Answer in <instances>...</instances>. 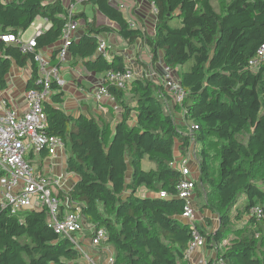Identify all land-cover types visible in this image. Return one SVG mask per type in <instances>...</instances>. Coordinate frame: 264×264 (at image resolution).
I'll return each mask as SVG.
<instances>
[{"label":"trees","instance_id":"obj_1","mask_svg":"<svg viewBox=\"0 0 264 264\" xmlns=\"http://www.w3.org/2000/svg\"><path fill=\"white\" fill-rule=\"evenodd\" d=\"M44 1L0 0V36L24 33L36 18L45 19L51 26L36 38L35 50L52 49L50 64L57 67L66 10L59 0L47 6ZM148 1L157 9L151 34L130 29L125 14L108 0L85 1L94 16L89 20L81 12L74 17L83 33L68 48L69 64L95 74L125 70L122 56L107 62L96 54L98 35L112 31L98 22L100 15L115 25L126 45L140 40L153 62L162 53L163 64L177 70L184 100L174 105L163 85L146 77L135 78L126 90L107 86L121 110L115 122L110 108L95 116L65 113L59 108L62 89L52 82L50 98L43 102L44 133L63 140L66 173L78 178L59 197L80 207L85 224L106 232L99 264L106 261L108 247L112 264H187L191 228L180 221L185 203L176 187L182 174L173 163L193 150L198 168L194 226L206 247L227 240L216 253L224 264H264V65L248 68L264 45V0H220L219 11L212 0ZM173 19L179 27H170ZM13 66L30 69L26 91L39 89L33 54L0 40V89ZM182 110L185 124L197 127L191 135L176 125L174 117ZM143 159L154 169L144 171ZM140 189L147 194L141 196ZM161 192L167 197L160 198ZM242 196L245 205L234 209ZM255 207L262 209V219L251 216ZM244 215L245 225L236 228ZM80 259L73 244L48 227L46 209L17 215L0 210V264H79Z\"/></svg>","mask_w":264,"mask_h":264},{"label":"built area","instance_id":"obj_2","mask_svg":"<svg viewBox=\"0 0 264 264\" xmlns=\"http://www.w3.org/2000/svg\"><path fill=\"white\" fill-rule=\"evenodd\" d=\"M56 0H46L42 5L47 6ZM66 10V20L59 44L57 45L56 61L57 67L50 64V56L44 52H37L36 38L50 28L51 24L42 19L44 25L36 26L32 36L24 40L22 33L13 35L5 34L0 36V40L6 44H12L19 48L22 54H33V60L37 66L39 78L35 85L39 89H32L24 93V110L19 113L16 109L8 105V100L0 95V210H7L10 215L25 214L31 211L46 209L47 225L55 234L67 238L77 249L82 257L89 264H95L85 253L82 239L88 236L89 246L98 248L106 242L107 235L103 229H96L90 224H85L80 213V207L69 201L65 196L64 201L60 199V194L65 195L74 185L70 182L69 174L65 173L58 176H47L40 172L36 164L28 158L29 155H39L44 152L47 157L49 168L56 166V161L60 160L66 167V147L60 137L47 136L44 131L47 128V119L43 112V102L48 100L51 95L50 85L55 82L59 88L65 86V81L60 77V66L68 61V48L82 34L80 24L74 20L76 6L83 4L87 0H59ZM108 2L119 11L123 12L127 19L130 29H140L147 31L150 26L152 32L156 22L157 9L155 4L148 0H108ZM83 12V11H82ZM81 13V12H80ZM84 13V12H83ZM139 14L144 22H136L135 15ZM35 19V20H36ZM34 20V21H35ZM34 23L31 24L33 26ZM140 41V40H139ZM142 43V42H141ZM109 45L98 37L96 54L111 62L114 55H111ZM52 50V49H50ZM150 55V54H149ZM151 57V55H150ZM135 62L138 63L136 57ZM140 61V60H139ZM130 60L124 59L125 70L123 72H106L102 83L93 91V100L100 106L108 105L116 108L113 95L107 86H113L120 90L130 87L137 75L130 68ZM264 65V45L261 46L256 55L248 62L251 71L257 70ZM177 70L165 65L161 68L160 78L157 82L161 83L174 105L181 106L185 93L176 81ZM118 108V107H117ZM176 125L191 135L197 129L196 126H187L184 119V111L179 114ZM190 158L193 157V150L189 152ZM174 161L173 165L179 168L181 179L176 187V195L183 200L185 205L180 216V221L191 228V240L185 251V258H188L198 249L206 247L205 240L194 226L195 214L192 206L194 195L195 178L192 177L188 162ZM188 161V162H187ZM160 198H166L164 192L159 194ZM65 205V210L61 211L60 206ZM71 207V209H69ZM251 216L257 219L263 218V211L260 207L251 210ZM222 244H226L223 242ZM222 245L211 249L213 252V264H224L220 257H216ZM112 255L108 256L105 264H112Z\"/></svg>","mask_w":264,"mask_h":264},{"label":"crops","instance_id":"obj_3","mask_svg":"<svg viewBox=\"0 0 264 264\" xmlns=\"http://www.w3.org/2000/svg\"><path fill=\"white\" fill-rule=\"evenodd\" d=\"M85 9H83L84 12ZM85 13V12H84ZM139 14L135 15V20L138 22H145ZM97 20L102 25L109 27L112 31L108 33L109 39L107 42L104 40L110 47V45H116L120 50L125 51L121 54H114L120 55L124 59H129L130 68H132L139 77H146L151 81L157 82L160 78L161 68L164 65L162 61V53L159 52L158 60L153 62L148 50L142 45L141 41H136L133 45L128 46L124 41L115 33V25L109 22L107 19L103 18L100 15H97ZM35 21L38 22L36 25L42 26L44 25V21L42 19H36ZM34 21V22H35ZM33 22V23H34ZM35 24L30 27H36ZM146 27V25H145ZM148 34L152 33L150 26L146 28ZM33 34V30H32ZM23 35V33H22ZM32 36V35H31ZM80 37V36H79ZM30 38V37H29ZM28 38V39H29ZM111 48V47H110ZM52 50H47L44 52V55L49 57ZM138 58V64L134 61ZM140 60V61H139ZM60 77L64 79L65 86L61 88L63 92V103L59 106L65 113L71 114L73 116H77L79 114H83L86 116H95L100 115L101 113L107 114L109 113L106 109L110 108L112 112L115 114V122L119 121L120 116V108L109 107L108 105H102L101 109L94 100H93V91L97 88L103 81L104 74H95V73H88L86 72L80 64L76 66H71L69 61L65 64L60 66L59 69ZM30 69L23 68L19 69L13 66L7 76V83L4 89H0V95L5 97L8 100V105L12 108L16 109L19 113L24 110V93H25V84L26 80L29 78ZM138 77V76H136ZM114 122V123H115ZM184 130V129H183ZM32 163L36 164L39 171L44 173L47 176H58L60 174L65 173V165L62 161L57 160L56 166L52 169L49 168L47 157L44 152L40 153L39 155H29L28 157ZM154 169V165H150V170ZM192 173V172H191ZM198 174V171H197ZM192 173V177L196 179L197 175ZM70 182L75 183L77 181V177L74 175L69 174ZM130 177V176H129ZM129 179V178H128ZM127 179V180H128ZM139 194L144 195L147 192L144 189L139 190ZM195 202V200H194ZM193 202V204H194ZM192 204V206H193ZM83 246L85 253L89 255V257H93L91 261L95 264L100 263V258L98 255V251L95 248L89 246V241L86 239H82ZM108 252L111 249L110 247L107 248ZM106 249V250H107ZM111 249V254L107 253L108 256L113 255ZM214 256V255H213ZM212 251L211 249L204 247L202 249L196 250L187 261V264H208L212 259ZM103 263V262H102ZM79 264H89L86 259L82 257L80 259ZM105 264V262H104Z\"/></svg>","mask_w":264,"mask_h":264},{"label":"rangeland","instance_id":"obj_4","mask_svg":"<svg viewBox=\"0 0 264 264\" xmlns=\"http://www.w3.org/2000/svg\"><path fill=\"white\" fill-rule=\"evenodd\" d=\"M219 2H220V0H212V2H211V4H212V6L214 7L215 11H219ZM83 9H85L84 12H85V15L87 16V18H88L89 20H91V19L93 18V16H94V11L91 9V7H90L89 5H84V4H79V5H77V6H76V14H79L80 12H82ZM34 24H35V26H36V25L38 24V22L35 21ZM169 25H170L171 28H177V27H179V20H177V19H173V20L169 23ZM32 30H33V27H29V28L23 33L22 36H23V39H24V40H27L29 37H31V35H32ZM80 31H81V33H83V29H80ZM98 37H100V38H104V40H106L107 42H109V41H108V39H109V35H108L107 32H101V33L98 35ZM110 47H111V49H110L111 55H114V54H121L122 52H125V51L120 50L118 47H116L115 44H114V45H110ZM137 64H138V63H137ZM190 66H191V62L185 64V66L183 67V70H184V71H187V70L189 69ZM174 116H175V114H174ZM174 118H175V121L177 122V119L180 120L181 117L178 116V114H176V116H175ZM215 150H216V145H215V144L210 145L209 152L212 154L213 152H215ZM175 153L177 154V152H175ZM186 159H190V161L188 160L189 162L187 161V162H188V167L190 168V171H191L193 174H196V175H197L198 168H197V165H196V163H195L196 160H194V158L192 157V155H191V158H190V154L187 153V155H186L185 157H183L182 159H181V158H180V159H176V161H179L180 163H185L186 161H184V160H186ZM150 165H151V163H150L147 159H143V160L141 161V166H142V169H143L144 171H149V170H150ZM130 174H131V168H128V170H127V172H126V178H127V179L129 178ZM196 175H195V176H196ZM141 196H144V195L141 194ZM245 202H246V200H245V196H242V197L238 200V202H237V204H236V206H235L234 209H236V208H238V209H242L243 206L245 205ZM247 219H248V217H247L246 215L242 216V218H241V219L238 221V223H236L234 226H235L236 228H241V227H243V226L245 225V222L247 221ZM212 220H213L214 223H216L215 226H217L216 218H213ZM212 228H213V227H211V228H207V232H209L210 230H212ZM226 241H227V240H225L224 242H226ZM226 244H227V242H226ZM226 244H222V247H223L224 245H226ZM222 247H221V249H222ZM96 249H97V251L99 250L98 248H96ZM206 249H207V247H206ZM105 253H106V256H107V253H110V254H111V249L109 250V252H108V249L105 250ZM213 255H214V254H213V252H212V256H213ZM107 258H108V257H107ZM105 260H106V259H105ZM104 262H105V261H104ZM103 264H104V263H103Z\"/></svg>","mask_w":264,"mask_h":264}]
</instances>
